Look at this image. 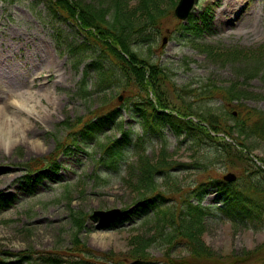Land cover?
Here are the masks:
<instances>
[{"label": "rangeland", "instance_id": "1", "mask_svg": "<svg viewBox=\"0 0 264 264\" xmlns=\"http://www.w3.org/2000/svg\"><path fill=\"white\" fill-rule=\"evenodd\" d=\"M84 1L96 6L108 0ZM228 7L233 11L225 16ZM161 9L160 39L151 50L144 46L137 49L167 73V95L178 94L172 90L174 85L184 97L185 102L174 101L173 108L188 113L186 106H193L192 118L197 124L202 123L197 116L204 113L228 125L231 121L225 112H243V119L246 115L238 107L241 104L264 111V76L254 69V59L247 62V54L238 52L246 50L254 57L264 43V0H198L191 13L201 29L197 34L183 32L167 3ZM66 20L50 13L45 0H0V118L10 122L12 132L6 149L0 151V264H43L48 257L58 259L57 264H133L134 239L144 234L151 237L149 226L153 225L144 227L130 216L137 193L123 182L125 171L109 170L102 163L103 145L120 137L121 132L107 128L98 140L82 143L79 137L77 145L69 139L90 119L96 121L97 116L116 108L122 112L118 124L130 131L134 140L143 131L139 121L120 106L117 92L94 94L89 88L82 93L80 83L89 60L72 57L67 51L81 34L74 22ZM55 26L63 30V54L57 50ZM206 48H210V56ZM228 51L233 52L232 57L222 56ZM93 78L92 73L91 82ZM232 87L233 96L241 101L224 108L223 92ZM194 91L199 92L198 98ZM216 137L221 142V136ZM59 144L70 146L62 152ZM143 145L154 161L173 163L182 192L169 198L179 204L184 195L203 183L228 173H244L242 167H223L224 159L211 157L209 150L193 151L191 143L170 127L159 139L150 137ZM253 148L252 157H264L263 145ZM132 154L130 161L134 160ZM202 162L204 169H194ZM206 188L201 204L208 215L202 239L215 258L196 259L179 246L154 244L148 250V262L264 264V229L235 226L215 187ZM112 209L131 219L108 230L106 219L93 217L97 211ZM75 212L84 218L79 233L73 229L71 215ZM86 249L93 254H110L109 262L90 259Z\"/></svg>", "mask_w": 264, "mask_h": 264}, {"label": "trees", "instance_id": "2", "mask_svg": "<svg viewBox=\"0 0 264 264\" xmlns=\"http://www.w3.org/2000/svg\"><path fill=\"white\" fill-rule=\"evenodd\" d=\"M46 1L52 10L66 15L84 31H89V34L99 44L98 51L102 58L103 54L105 56L106 52H110L112 59L120 63L123 78L130 83V86H133L132 90L137 92V95L132 98L130 108L141 119L147 133L158 130L162 125H169L178 135L188 137L194 146L206 143L208 147L215 149L214 154L221 156L227 154V158L231 159L233 164H243L248 172L252 173V167L256 169L252 160L243 152L234 149L231 145L218 144L217 139L210 135L206 127L197 126L192 120L187 119L194 115L191 108H188V113L180 110L169 111L168 109L173 108L174 101L182 100V97L168 96L166 91L170 87L162 70L150 62L141 61L132 51L133 44L136 43L132 40L133 37H136L137 44L152 43L160 32L161 5L167 3L171 6L176 0H135L134 2L111 0L109 7L106 8L102 5L92 6L84 0ZM132 3L135 4L132 5ZM121 52H124L128 58H125ZM259 59L264 67V56L259 54ZM96 64L98 63H94ZM148 69L150 78L146 81L145 75ZM262 70L264 71V68ZM111 78L108 70L99 65L96 73L97 85L100 88L105 87V84H111ZM231 91L228 93L231 94ZM151 92L155 95L156 103L150 98ZM247 110L250 113L247 119L234 118L231 125H227L226 122L221 123L213 115L207 113L202 114V117L208 121L212 131L224 133L236 140L239 146L252 151L249 145L257 141L264 142V113L249 108ZM93 128L94 125L86 126L82 132ZM124 141L130 142V139L116 140L108 145L106 155L111 166H116L123 159L117 145L121 144L124 148L122 144ZM137 166L136 168L130 167V175L125 178V181L137 193L138 201L141 203L137 208L145 213V221L152 219L155 222V234L150 238L137 236L134 239L137 244L136 255L142 257V253L150 243L161 241L167 245L181 242L189 256L196 259L215 258L214 252L206 246L202 239L205 232L206 210L189 200H185L183 208L179 211L177 207L167 206L163 202L164 196L158 192L157 177L163 179L165 183L174 185L169 172H161L159 169L161 164H154L148 158H141ZM251 176L252 174H249L247 178L244 176L240 182L234 184L218 181L217 188L221 198L227 204V211L232 216L234 224L239 225L240 223L245 227L251 225L254 228L261 225L264 228V192L257 184L253 185ZM156 198L162 202L155 203ZM45 262L53 264L49 260Z\"/></svg>", "mask_w": 264, "mask_h": 264}, {"label": "bare ground", "instance_id": "3", "mask_svg": "<svg viewBox=\"0 0 264 264\" xmlns=\"http://www.w3.org/2000/svg\"><path fill=\"white\" fill-rule=\"evenodd\" d=\"M233 11V7H228L227 12L225 13V16L227 14H230ZM225 16H222V19L225 20ZM25 103L22 102V105ZM10 123L9 121H7ZM4 119L0 118V151H4L7 147V143L9 142V138L12 134V132L9 130V124ZM2 153V152H1Z\"/></svg>", "mask_w": 264, "mask_h": 264}, {"label": "water", "instance_id": "4", "mask_svg": "<svg viewBox=\"0 0 264 264\" xmlns=\"http://www.w3.org/2000/svg\"><path fill=\"white\" fill-rule=\"evenodd\" d=\"M191 4H192L191 0H184L181 4L180 8H179L180 9L178 12L179 15L180 16L182 15V17H185L186 16L185 7H187V9H189ZM100 215L104 216V214H101V213H100Z\"/></svg>", "mask_w": 264, "mask_h": 264}]
</instances>
